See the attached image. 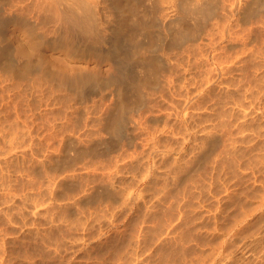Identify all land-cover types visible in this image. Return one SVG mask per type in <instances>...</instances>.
Segmentation results:
<instances>
[{"label":"rangeland","instance_id":"1","mask_svg":"<svg viewBox=\"0 0 264 264\" xmlns=\"http://www.w3.org/2000/svg\"><path fill=\"white\" fill-rule=\"evenodd\" d=\"M209 1L164 0L163 24L160 0H130L153 35L127 46L164 65L116 133L111 82L0 85V264H264V1Z\"/></svg>","mask_w":264,"mask_h":264},{"label":"bare ground","instance_id":"2","mask_svg":"<svg viewBox=\"0 0 264 264\" xmlns=\"http://www.w3.org/2000/svg\"><path fill=\"white\" fill-rule=\"evenodd\" d=\"M105 1H106L105 6H103L102 8L106 9L108 13L106 14V17L103 16L104 14L102 13L103 16L102 19L103 22L104 23L107 22L109 26L106 25L107 23L106 24L102 23L101 18L98 17V12L96 10L98 5L97 0H0V85H4L6 82H11V83L17 82L19 84H24L26 86L50 84L51 87L52 86L64 87L65 85H67L71 89L72 87H76L77 90L79 88L76 94H78L79 98L80 97L83 98L86 95L87 91L89 90V87L93 88L95 86H100L104 81L106 83L111 82V84H114L115 86L116 97L118 98V101L116 100V103H114V107L111 110V112L108 111L109 114L108 116H106L107 118L105 117L106 120L104 126L106 127L110 126V129L112 128L111 130H113L115 133L117 132V130L119 131V129H122L121 126L124 124V123L121 124L123 121L122 117L124 116V111L126 109L125 106L126 104L124 102L127 103V101H129L128 100L129 98L128 99L126 98L125 101L123 102L125 95L127 94L126 97H128V95L130 97L129 94L130 91L132 92L134 90L135 91L140 90L143 85H147V83L151 81L150 79L153 78L150 76V74L153 71H154L153 73H156L157 72L156 69H158V67H160L159 69L163 67L164 56L162 52L158 54L156 53L154 55H150L149 52V55L148 54L146 55L144 61L142 59L136 58L135 55L136 53L138 54L139 50L135 48L138 52L134 53V51L131 50V48L134 49V47L129 48L130 46H127L128 39L129 38L133 39L134 37H132V35L137 36L135 33L143 29H146V31L149 30L148 32H150L151 30L152 33L153 28L151 29L149 27L151 25L150 19L147 20L148 22L150 21V23H148L150 24L148 26L149 28L147 27L148 24L146 25L147 21L142 20L143 18L142 19L140 18L142 22H140L139 18H137L139 23L137 22V20L132 18L138 24L135 23L134 21L130 22L132 19H130L129 21L128 16H130L131 15L130 13L133 12L130 9L131 8L130 6L133 7L135 6L132 5L133 2L131 3L130 0H105ZM163 1L164 0H160V4H159L158 17H157L159 23H163L164 21ZM205 1L203 0L202 2H199L198 0L201 6H203L202 3ZM198 2H196L197 6H198ZM209 3H204V5ZM197 6H194V8ZM143 8H144V3H143ZM125 9L131 11H126ZM106 10L105 12H107ZM209 10L211 9H208V11ZM127 12L128 13L130 12L129 15L126 14ZM256 14L258 15V13ZM179 15L182 16L181 14ZM131 17H134L133 13ZM186 22L188 23V21ZM140 23H144V25L143 24L140 25ZM152 26H154V24ZM106 27H108L110 30L111 41L109 42L110 44L108 47H103V44L105 43L106 40L104 39L102 31L106 29ZM139 27L140 29L137 30ZM21 29L27 33L26 35L27 38L22 39L20 37L22 35V34L20 35L19 33ZM15 31H18V33H14ZM183 35H185V31ZM129 40L134 41V39L133 40L129 39ZM135 41H137V39ZM47 46L51 51L54 50L56 51L57 49H59L61 51L59 57L52 56L51 53L50 54L46 53L44 51V47ZM152 47L155 49V46ZM132 53L137 60L134 59ZM92 54L95 55L96 58L93 61L94 65L91 67L84 62L73 63L74 62L73 59L75 57L77 59H82L83 57L85 58ZM139 57L141 58V56ZM107 58L111 62H109L108 65L109 69L106 70H113V72L109 74L106 80H104L103 79L104 77L101 78L102 75L101 66H102V62H104ZM131 58L133 59V61L142 60L141 63L139 62V65H141V67L146 68V72H143L144 69L140 67L142 69L141 72L142 76L137 77L138 76L137 74L136 77H133V75H135L136 73L133 75L131 73L129 74V72H133V71L131 70L128 71L129 68L127 70L126 67L128 61L130 62V60H132ZM157 63H158V67H157ZM6 70L9 71L12 70V72L16 71L17 73L18 72L20 73L19 76L18 74L16 76L15 75L16 73L14 72L15 73L14 75L16 77L14 75H10V76L5 75L6 77H3L4 71ZM143 73L145 74L143 75ZM137 92L140 93L139 91ZM137 92L135 93L138 94ZM133 93L134 92H132L131 95H133ZM111 98L112 97H110V100Z\"/></svg>","mask_w":264,"mask_h":264}]
</instances>
